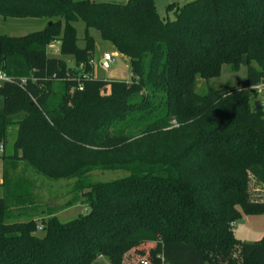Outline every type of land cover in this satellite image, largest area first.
<instances>
[{
  "label": "trees",
  "instance_id": "obj_1",
  "mask_svg": "<svg viewBox=\"0 0 264 264\" xmlns=\"http://www.w3.org/2000/svg\"><path fill=\"white\" fill-rule=\"evenodd\" d=\"M0 15L51 22L0 34L11 78L0 82V144L17 128L13 154L0 158L77 178L86 208L66 223L42 219L39 235L25 201L1 195L0 264H124L144 245L158 264H264V236L249 243L233 231L241 212L264 213V194H251L252 180L264 192V104L248 89L264 80V0L174 1L165 16L155 0H0ZM90 28L129 58L131 80L92 75ZM56 41L74 66L47 54ZM224 65L246 67L244 85L197 92V78ZM95 170L128 174L85 182Z\"/></svg>",
  "mask_w": 264,
  "mask_h": 264
},
{
  "label": "rangeland",
  "instance_id": "obj_2",
  "mask_svg": "<svg viewBox=\"0 0 264 264\" xmlns=\"http://www.w3.org/2000/svg\"><path fill=\"white\" fill-rule=\"evenodd\" d=\"M97 2H114L126 3L127 0H95ZM179 2L184 4L191 0H155L157 11L161 16L166 15V6L170 2ZM172 16V14H169ZM49 23L47 18H4L0 15V34L22 36L42 28ZM43 26V27H44ZM77 30L79 47L85 46L86 26L83 21L75 22ZM88 34L94 39V53L92 59V75L97 78L108 79H123L131 80L132 72L130 68L129 58L119 53L116 48L110 43L103 40L101 33L90 28ZM54 46L48 47L47 54L52 57L64 58L67 64L74 66V58L71 55H62L60 52V42L53 43ZM51 46V45H50ZM112 55V62L103 63L104 54ZM85 67L80 65L78 67V74L85 73ZM247 75L246 67H241L237 72H234L230 66L224 65L220 77L211 79L205 82L202 78H197L196 90L199 93L207 91L209 86L214 88H223L226 86L244 85ZM257 98L264 104V93L257 92ZM3 106V98L0 95V107ZM16 126L12 127L8 142L4 146L3 152L6 155H11L14 152L13 142L16 137ZM6 167V168H5ZM10 177L8 185H1L0 196L3 195L18 207V204L23 200L27 208L32 209L37 214L36 220L38 226L42 225V219L46 220L51 216H56L59 221L66 223L85 213L86 208L82 203V191L75 189L78 184L77 178L73 179H48L33 169L24 166L23 162H16L13 160H3L0 158V179L3 181V172ZM128 173L124 170H95L88 173L84 177L87 183L107 182L119 179L126 176ZM260 186L252 180L251 194L254 198L263 199V190ZM18 197V198H17ZM31 204V205H30ZM34 209H33V208ZM242 216L234 223L233 231L237 238L245 242H257L264 236V213L246 215L241 212ZM38 234L42 235L43 230L37 229ZM142 247V246H141ZM135 248L134 251L128 252L124 264H136L145 260L149 264H158L151 255V246L144 245L142 248ZM163 262V261H162ZM95 264H109L107 258L100 257ZM162 264V263H161Z\"/></svg>",
  "mask_w": 264,
  "mask_h": 264
},
{
  "label": "built area",
  "instance_id": "obj_3",
  "mask_svg": "<svg viewBox=\"0 0 264 264\" xmlns=\"http://www.w3.org/2000/svg\"><path fill=\"white\" fill-rule=\"evenodd\" d=\"M112 59L113 57L111 54L109 53L104 54V60L106 61V63L112 62ZM6 81H11V78L5 73L3 69L0 68V82H6ZM80 89H82V87H80ZM248 89H253L254 91H256V93L259 91H262L264 93V80L255 86L249 87ZM3 150H4V145L0 144V152H3ZM38 228L42 229L43 226L40 225L38 226ZM140 264H149V263L143 260L140 262Z\"/></svg>",
  "mask_w": 264,
  "mask_h": 264
},
{
  "label": "crops",
  "instance_id": "obj_4",
  "mask_svg": "<svg viewBox=\"0 0 264 264\" xmlns=\"http://www.w3.org/2000/svg\"><path fill=\"white\" fill-rule=\"evenodd\" d=\"M48 25V22L46 23V25L45 26H47ZM44 25L42 24V28L41 29H43L44 27H43ZM52 46H54L53 44L51 45V46H49V47H52ZM103 63L106 65V63H105V60H104V58H103ZM2 182V180L0 179V183Z\"/></svg>",
  "mask_w": 264,
  "mask_h": 264
},
{
  "label": "water",
  "instance_id": "obj_5",
  "mask_svg": "<svg viewBox=\"0 0 264 264\" xmlns=\"http://www.w3.org/2000/svg\"><path fill=\"white\" fill-rule=\"evenodd\" d=\"M49 23H51V22H49ZM105 63H106V61H105ZM260 106H261V103L260 102H256V107H260Z\"/></svg>",
  "mask_w": 264,
  "mask_h": 264
}]
</instances>
